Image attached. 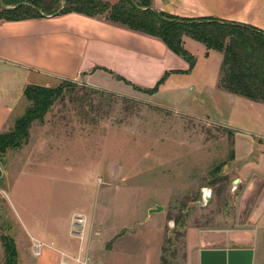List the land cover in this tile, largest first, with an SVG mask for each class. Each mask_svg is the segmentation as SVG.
I'll return each mask as SVG.
<instances>
[{
  "label": "rangeland",
  "instance_id": "374dc122",
  "mask_svg": "<svg viewBox=\"0 0 264 264\" xmlns=\"http://www.w3.org/2000/svg\"><path fill=\"white\" fill-rule=\"evenodd\" d=\"M29 83L64 86L65 93L43 122L33 123L25 145L0 152V235L14 240L19 264L25 230H60L79 206L88 207L79 213L93 242L104 231L106 239L127 233V225L161 207L150 225L166 223L164 264H185L187 229L250 228L249 213L264 208V104L200 97L191 83L151 99L141 90L116 85L107 92L80 80ZM20 98L4 133L26 112ZM4 257L0 243V264Z\"/></svg>",
  "mask_w": 264,
  "mask_h": 264
},
{
  "label": "crops",
  "instance_id": "0c3cea01",
  "mask_svg": "<svg viewBox=\"0 0 264 264\" xmlns=\"http://www.w3.org/2000/svg\"><path fill=\"white\" fill-rule=\"evenodd\" d=\"M153 7L179 18H214L264 31V0H153ZM183 42L196 58L192 67L178 60L182 57L178 58L160 39L104 17L71 13L36 20L0 21V134L6 131L29 82L38 78L58 83L80 80L107 92L110 91L106 87L117 85L134 93L135 89L154 88L169 73L159 91L149 95L150 99L164 91L183 92L191 83L200 88V97L210 94L230 104L252 103L220 88L223 54L208 50L187 36ZM8 199L12 203L11 197ZM81 211L88 212V207L79 206L55 232L25 230L28 245L23 251V262L161 264L169 232L165 222L150 225V210L127 225V233L107 239L105 231L97 233L96 237L101 239L97 242H93L91 226L83 241L72 237V218ZM249 214L254 219L250 228L187 229L185 264H264V208L260 212L255 208ZM124 227L116 230L128 229ZM93 246L99 249L92 252Z\"/></svg>",
  "mask_w": 264,
  "mask_h": 264
},
{
  "label": "trees",
  "instance_id": "16d2710c",
  "mask_svg": "<svg viewBox=\"0 0 264 264\" xmlns=\"http://www.w3.org/2000/svg\"><path fill=\"white\" fill-rule=\"evenodd\" d=\"M1 1L6 8L0 6V21L36 20L71 13L91 18L104 17L111 23L160 39L192 67L196 58L186 50L183 42L185 36L190 37L208 50L223 54L221 89L264 104V31L253 26L214 18H179L156 10L153 0H117L116 4L106 0ZM168 75L165 74L154 88L141 91L154 95ZM64 93V86L28 85L24 90L28 103L26 112L11 131L0 134V152L25 145L33 123L43 122L50 108ZM0 243L5 256L2 264H19L16 244L11 236L2 233ZM164 262L163 254L161 264Z\"/></svg>",
  "mask_w": 264,
  "mask_h": 264
},
{
  "label": "built area",
  "instance_id": "2783aa9c",
  "mask_svg": "<svg viewBox=\"0 0 264 264\" xmlns=\"http://www.w3.org/2000/svg\"><path fill=\"white\" fill-rule=\"evenodd\" d=\"M88 218L84 214H75L71 222V235L73 238L83 241L87 236ZM60 264H71L67 261H62Z\"/></svg>",
  "mask_w": 264,
  "mask_h": 264
},
{
  "label": "water",
  "instance_id": "95a60500",
  "mask_svg": "<svg viewBox=\"0 0 264 264\" xmlns=\"http://www.w3.org/2000/svg\"><path fill=\"white\" fill-rule=\"evenodd\" d=\"M4 8H6V7L4 6ZM238 182H239V180H236L234 185L236 186ZM159 211H162L161 207H157L156 209L151 210L150 213L159 212Z\"/></svg>",
  "mask_w": 264,
  "mask_h": 264
}]
</instances>
